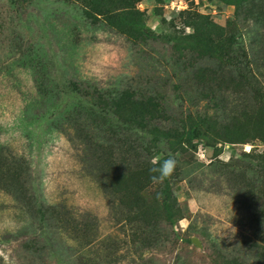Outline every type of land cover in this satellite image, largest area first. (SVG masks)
I'll use <instances>...</instances> for the list:
<instances>
[{
	"label": "rangeland",
	"instance_id": "rangeland-1",
	"mask_svg": "<svg viewBox=\"0 0 264 264\" xmlns=\"http://www.w3.org/2000/svg\"><path fill=\"white\" fill-rule=\"evenodd\" d=\"M131 89L186 135L91 105ZM263 102L264 0H0V264H264Z\"/></svg>",
	"mask_w": 264,
	"mask_h": 264
},
{
	"label": "trees",
	"instance_id": "trees-1",
	"mask_svg": "<svg viewBox=\"0 0 264 264\" xmlns=\"http://www.w3.org/2000/svg\"><path fill=\"white\" fill-rule=\"evenodd\" d=\"M96 1H99V0H96ZM110 4H113V3L110 2ZM92 5L93 4H90V6H88L89 11H85V13H84V15L88 19L91 20V23H93V24L94 23H101L102 24V21H104L105 23L108 22L109 24L114 25L115 28L119 31L123 30L122 25L117 24V22H113V21L110 22L108 20L110 18L100 20L97 17V15H105L107 13L108 8H106V7L95 8ZM89 7H91V8H89ZM109 16L114 18L116 21L120 22V20L118 19L119 18L118 16H113V15H109ZM96 94L97 95L94 94V96L90 97L92 99V103H91L92 106L96 107L97 109L99 107H102V109H105L106 106H109L110 110H111L109 112H110V114H112L116 118V120H120L122 123L123 122L125 123L127 120H129V122H128L129 124H127V125H130V126L131 125H137L139 127V129L147 131V133L149 135H151L150 141L154 140V142L155 141L160 142L161 140H163L164 143H166V140H168L170 137L181 138V137L186 135V134L183 135L184 130L180 134L177 130H171V129H170V131L167 132L166 135H163L162 131H166L167 129H163V128H161L160 124H154L153 122L155 120H158L161 115H163V117H168V120L171 119V116H167V115L164 116V114L162 112H161V115H157L158 111H150V109L155 108L153 106H155V104L157 103L154 98L148 97L145 100H143V98L142 99L136 98L137 91L134 89L121 90L118 93H116L114 96L111 94L106 95V96H105V94L104 95H100L98 93H96ZM211 101H213L214 103H219V99L216 98V96L211 98ZM263 104H264V102H263ZM141 105H143L144 107H141ZM263 108H264V105H263ZM97 109H96V111H94L95 109L91 110V113L92 112L101 113L100 111H97ZM152 110H154V109H152ZM247 114L248 113L243 114L244 119H248ZM217 116L220 117V112H218L217 109H214V112L212 114H209L208 112H206L203 115V117H200L199 115L193 117L192 114L188 112L186 115H184L185 118L181 119V122H183V123L187 122L189 134H191L194 138H197V137L201 136L202 134L211 133V131H213L215 129V126H213V122ZM243 116H241V117H243ZM196 117H197V120L194 119ZM82 119H83V121H79L77 123V125L73 128V129H76L74 132V133H77L76 136H79L81 139H82V137H88L89 136L87 131H85V133L83 132L84 129L87 130V128H86L87 120L85 119V117L84 118L82 117ZM91 121L93 122V120H91ZM142 121H143V124H142ZM136 122H138L140 124H135ZM130 129H132V131H133L136 128H128V131ZM174 131L176 133H173ZM109 132H111V130H109ZM111 133H113V132H111ZM157 135H160V136L157 137ZM152 136H154L155 138L157 137V138L154 139ZM84 139L88 140V138H84ZM106 143H110L108 148L111 150L112 145L115 143V141L112 138L111 140H108ZM141 146L142 145H139V147H141ZM101 147L103 148V146H101ZM137 148H138V146H137ZM137 168L140 170L148 169V171H149L150 168H152V165L148 164V163L146 164V163L140 161V158H139V166ZM115 174L116 173H114L113 175H115ZM113 178L115 179L116 175ZM97 179H98L97 182L100 184L103 191H105L107 188H105L104 179L101 178L100 176H98ZM114 179L110 180V183H112L113 185L115 184Z\"/></svg>",
	"mask_w": 264,
	"mask_h": 264
},
{
	"label": "clouds",
	"instance_id": "clouds-1",
	"mask_svg": "<svg viewBox=\"0 0 264 264\" xmlns=\"http://www.w3.org/2000/svg\"><path fill=\"white\" fill-rule=\"evenodd\" d=\"M157 160H159V157L152 161L154 166L149 170L151 173L150 179L153 183H163L174 174L178 166V160L175 156L170 154L167 159H163L162 162L156 166Z\"/></svg>",
	"mask_w": 264,
	"mask_h": 264
}]
</instances>
